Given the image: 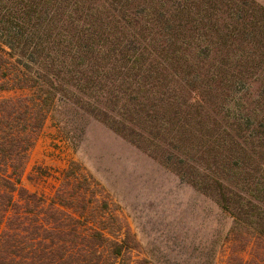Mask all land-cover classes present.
Wrapping results in <instances>:
<instances>
[{
  "label": "trees",
  "instance_id": "trees-1",
  "mask_svg": "<svg viewBox=\"0 0 264 264\" xmlns=\"http://www.w3.org/2000/svg\"><path fill=\"white\" fill-rule=\"evenodd\" d=\"M68 116L81 132L91 120L106 127L203 207L189 202L182 221L144 246L74 163L51 197L24 188L45 122ZM219 215L230 222L225 232ZM218 256L264 264V7L0 0V264H216Z\"/></svg>",
  "mask_w": 264,
  "mask_h": 264
},
{
  "label": "rangeland",
  "instance_id": "rangeland-1",
  "mask_svg": "<svg viewBox=\"0 0 264 264\" xmlns=\"http://www.w3.org/2000/svg\"><path fill=\"white\" fill-rule=\"evenodd\" d=\"M254 1L264 7V0ZM72 163L105 188L118 205V214L128 221L144 246L147 241L161 240L165 224L182 221L189 212V202L201 206L204 202L174 175L103 125L91 120L81 132L69 116L45 122L29 152L22 186L51 197ZM214 213L209 212L210 217ZM205 215L202 213L203 218ZM216 217L221 232H225L229 220L222 215ZM216 264H224L221 256Z\"/></svg>",
  "mask_w": 264,
  "mask_h": 264
}]
</instances>
